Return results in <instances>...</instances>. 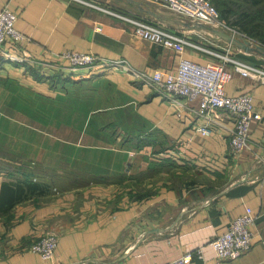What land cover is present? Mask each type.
<instances>
[{
	"label": "crops",
	"instance_id": "obj_1",
	"mask_svg": "<svg viewBox=\"0 0 264 264\" xmlns=\"http://www.w3.org/2000/svg\"><path fill=\"white\" fill-rule=\"evenodd\" d=\"M90 1L200 36L159 21L180 19L146 2ZM3 7L26 40L0 46V264H171L186 253L188 264H212L210 240L246 208L256 217L253 245L220 264H264V83L233 74L225 86L228 96L249 92L261 117L232 157L225 129L194 131L195 101L176 108L148 80L117 66L71 70L58 54L122 59L147 76L175 71L181 56L211 58L189 48L180 56L71 0ZM48 233L57 247L43 262L29 247Z\"/></svg>",
	"mask_w": 264,
	"mask_h": 264
},
{
	"label": "built area",
	"instance_id": "obj_2",
	"mask_svg": "<svg viewBox=\"0 0 264 264\" xmlns=\"http://www.w3.org/2000/svg\"><path fill=\"white\" fill-rule=\"evenodd\" d=\"M82 5H88L102 10L130 26L133 35L139 39L157 44L164 49L183 54L186 48H192L220 57L219 62L196 63L187 58L180 57L173 72H162L155 69L151 75L132 70L125 60H110L94 53L75 50H64L58 57L69 64V69L86 68L96 71L105 68L119 67L131 73L135 78L148 80L158 91L169 95L174 107L181 105L180 100L195 101L196 106L191 112L202 123H196L194 131L207 136L215 127L226 130L229 138V154L235 157L247 147L249 139V126L253 120L261 117L255 110L249 92H241L234 96L225 93V86L233 74L252 78L264 83V69L248 64L237 57L219 55L211 49L203 47L192 39L164 24L152 23L131 15H121L109 9H103L87 0H71ZM149 3L157 8L165 9L176 15L182 21L199 22L209 26H220L222 20L210 0H138ZM17 14L7 7L0 9V46L5 43L16 46L26 40L16 28ZM100 30L99 27L95 28ZM208 36L212 34L200 31ZM206 35L199 38L206 39ZM209 40V38H207ZM212 40V39H210ZM229 49L230 44H226ZM232 122L227 126L225 121ZM256 217L249 208L240 212L227 225L226 230L210 240L209 245L214 251L212 264L233 259L248 252L253 245V233ZM57 247V238L53 234H44L34 240L29 250L39 255L41 261L52 262ZM191 253L176 259L171 264H188Z\"/></svg>",
	"mask_w": 264,
	"mask_h": 264
},
{
	"label": "rangeland",
	"instance_id": "obj_3",
	"mask_svg": "<svg viewBox=\"0 0 264 264\" xmlns=\"http://www.w3.org/2000/svg\"><path fill=\"white\" fill-rule=\"evenodd\" d=\"M87 1L89 3L95 4L94 2H91L90 0H87ZM210 2L216 8V6L214 5V3L211 0H210ZM106 6H110L109 3H107V1H103V3H100V7L101 8L109 9ZM243 6H246V5L243 4ZM89 7H91V6H89ZM246 7H247V9L244 8V7H241V8L238 9L240 15L241 14L243 15V14L247 13L248 18L252 19L254 21V23H259L260 21L262 22V19L257 18L256 14L257 15L262 14V12H264V6H261V7L246 6ZM109 10H111V9H109ZM216 10L219 13V10L217 8H216ZM114 12H116V11H114ZM117 13L121 14V15H125V13H123V12L117 11ZM255 18H257V19H255ZM243 22H244V19H243ZM261 24H263V23H261ZM245 25H248V24L245 23ZM212 27H214V26H212ZM248 27H250V26H248ZM214 28L219 29V30L224 31V32L229 33V34H234V35H238V36L244 37V38H246V39H248V40H250V41H252L254 43L263 45L260 42V39L258 37L250 36V35H248V33L242 32L238 28V26L235 24V21H234L233 18L229 19V23L226 22V21H222V24L220 26H216ZM197 34L200 35V36L201 35H203V36L206 35L205 36L206 39L205 38L201 39V38L198 37V38H196L197 40H195L193 38H190V39H192V41L194 40V42L198 43L199 45H201L203 47H206L208 49H211L214 52L218 53L219 55H224V56L227 55L228 57H237L238 59L243 60L244 62H246L248 64L256 65V66H259V67L264 69V58L263 57H261L259 55H255V54H245L244 52H242L240 49H238L237 47H235L233 45H230V48L228 49L226 47L227 42H225L222 39L216 37L215 35H213V37H215V38H212V36L210 37V36H208L207 34H205L203 32H197ZM207 38H209V40H207ZM210 39H212V40H210ZM189 49H192V48H189ZM192 50H195V49H192ZM195 51L200 52L203 55H206V58L207 57L211 58V60H208L207 62L216 63V62L220 61V57H218L216 55H212V54H209V53H204V52L199 51V50H195Z\"/></svg>",
	"mask_w": 264,
	"mask_h": 264
},
{
	"label": "trees",
	"instance_id": "obj_4",
	"mask_svg": "<svg viewBox=\"0 0 264 264\" xmlns=\"http://www.w3.org/2000/svg\"><path fill=\"white\" fill-rule=\"evenodd\" d=\"M211 1L219 10L220 19L222 21H226L229 23V19L233 18L235 24L242 32H246L250 36L258 37L260 39V42L264 45V12H262V14L260 15L256 14L257 18L262 19V22L260 21L259 24V23H254L252 19L248 18L247 13L240 15L238 10L241 7L247 9L246 6H250V7L264 6V0H211ZM243 4L246 6H243ZM243 19L244 22L247 23L248 25H245ZM140 197H142V195L137 196V198Z\"/></svg>",
	"mask_w": 264,
	"mask_h": 264
},
{
	"label": "water",
	"instance_id": "obj_5",
	"mask_svg": "<svg viewBox=\"0 0 264 264\" xmlns=\"http://www.w3.org/2000/svg\"><path fill=\"white\" fill-rule=\"evenodd\" d=\"M157 19L163 23H166L168 25L172 26H182L187 29H194L199 31H205L212 35H215L216 37L222 39L223 41L227 42L230 45H233L240 49L245 54H255L259 55L264 58V46L254 43L244 37L229 34L224 31H221L219 29H216L212 26L205 25L199 22H190V21H182L174 18H169L166 16H157Z\"/></svg>",
	"mask_w": 264,
	"mask_h": 264
}]
</instances>
